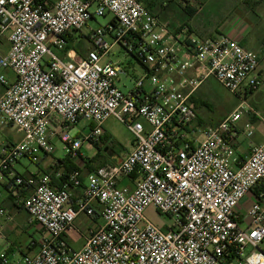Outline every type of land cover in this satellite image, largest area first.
Returning a JSON list of instances; mask_svg holds the SVG:
<instances>
[{
	"label": "built area",
	"instance_id": "1",
	"mask_svg": "<svg viewBox=\"0 0 264 264\" xmlns=\"http://www.w3.org/2000/svg\"><path fill=\"white\" fill-rule=\"evenodd\" d=\"M106 15L86 36L87 49L70 45L68 34ZM113 47L142 69L127 93L118 87L121 64L103 62ZM258 66L237 39L200 38L187 24L173 29L137 0H0V126L20 135L0 154V183L13 181L15 203L41 230L22 264H264V146L240 158L232 145L252 136L249 123L237 124L257 114L244 95L261 86ZM208 78L240 100L215 126L200 125L191 102ZM111 117L126 125L132 149L83 173L81 147L100 143ZM83 121L90 131L71 137ZM56 139L76 166L59 186L48 174L14 172L22 158L51 156ZM74 188L80 196L69 205ZM92 203L103 224L74 249L64 236L78 213L93 214ZM149 206L174 226L149 222ZM1 217L8 219L3 208ZM0 264H8L5 252Z\"/></svg>",
	"mask_w": 264,
	"mask_h": 264
},
{
	"label": "rangeland",
	"instance_id": "2",
	"mask_svg": "<svg viewBox=\"0 0 264 264\" xmlns=\"http://www.w3.org/2000/svg\"><path fill=\"white\" fill-rule=\"evenodd\" d=\"M158 2L164 0H156ZM180 0H176L178 3ZM235 1V0H233ZM230 0H210L207 3L206 10H204L199 16L194 20H189L190 18L186 16H181V18H175L176 23H184L189 21L193 26H198L203 32L213 33L214 35H227L230 29H238L242 32L247 33L246 39L244 40V48L247 47L255 52L259 57L264 55L262 50L264 49L261 45L264 44V10L261 8H253L248 3L252 0H244L242 4H235ZM254 1V0H253ZM256 1V0H255ZM179 9L178 7H176ZM111 15H106L105 17L96 18L88 22L87 26L84 27L80 32L74 33V40L70 45L82 52L89 47L87 37L90 34V30H96L101 26H105ZM183 25V24H182ZM81 38H79V36ZM248 41V42H247ZM247 45V47H246ZM264 46V45H263ZM111 60L121 64L124 69L125 74L121 75V82L118 83L119 89L123 93H127L129 89L133 87L135 77L141 74V66L121 50L119 47H113L110 55L103 62ZM264 69V68H263ZM8 76H11L9 72H4ZM124 84V85H123ZM261 99L264 100V86L261 88ZM204 97L207 99L208 106H203L201 108L202 114L211 117L219 118L221 115H228L236 107L237 100L229 91L224 89L219 83H217L213 78H210L205 84V90L203 91ZM248 104V103H247ZM251 106H253L251 104ZM235 107V108H234ZM255 107V106H253ZM260 118L255 124H252L253 132L255 133L256 140H262L264 137V104L259 108ZM200 114V113H199ZM247 115L243 114L240 119L245 120ZM137 121L147 126L146 122L142 118H137ZM89 122H80L68 132L71 137L81 136L87 134L90 131ZM105 133L104 139L98 143L97 146L94 144L84 143L81 147V153L85 157L96 156L97 160H100L101 156H109L111 161L119 159L124 155L126 148L131 145L133 139L131 133L127 129L126 125L115 118H109L103 124ZM263 130H262V129ZM20 136L19 133L10 126L1 127L0 126V154L6 145V142L14 141V144L18 141L17 137ZM240 141L243 140V136H240ZM242 139V140H241ZM16 140V141H15ZM246 141V138H245ZM54 152L52 156L57 159L64 158V151L62 149V143L59 140H54ZM108 147H111V154L109 155ZM20 164L23 167H27L29 170H34L36 164L32 163L28 158H22ZM19 164L16 165L19 171H24ZM144 217L151 222L153 225L159 229L166 230L169 227L174 226V220L172 217L166 214H161L153 206H149L144 211ZM102 224V220H99Z\"/></svg>",
	"mask_w": 264,
	"mask_h": 264
},
{
	"label": "crops",
	"instance_id": "3",
	"mask_svg": "<svg viewBox=\"0 0 264 264\" xmlns=\"http://www.w3.org/2000/svg\"><path fill=\"white\" fill-rule=\"evenodd\" d=\"M137 1L141 2L147 8V10L151 14L158 17L159 20L169 22V24L173 29L179 28L180 26H182V24L183 25L187 24L192 30V33L200 38H208L214 35L213 33L203 32L202 30H200L198 26L191 25L189 21L180 24V23H176L177 21L175 19V18H181V16L183 15L190 18L189 20H194L204 10H206L207 3L210 0H180L178 3L176 2V0H164L161 2H158L156 0H137ZM220 1L222 3L223 0ZM243 1L244 0H235L233 2L235 4H242ZM246 3L253 8L263 7V9L262 8L261 9L262 11L264 10V0H256V1L252 0L251 3L248 2ZM176 7H178L179 9H177ZM227 35L237 39L240 42V44L244 45V40L246 39L247 33L232 28L229 30ZM261 46L264 48L263 44ZM247 49L249 48L247 47ZM262 53H264V49L262 50ZM258 58H259L258 73L261 77V86L258 91L252 94L244 95V99L246 103H248V105L257 112V114L256 115L246 114L247 118L245 120H240L237 124V127L239 129H242L246 123H249L250 126L252 124L257 123L260 118L259 108L264 104V100L260 101L262 97L261 88L264 86V69H263L264 55H262L261 57L258 56ZM6 76L9 79H13L12 74L11 76H8L6 74ZM209 79L210 78H208L205 82L201 84V86L197 89L191 100L192 104L197 110V122L203 126H215L219 122H221L224 117L227 116V115H221V117L219 118H211L205 115L204 113L202 114L201 108L203 106L205 107L208 106V104L206 103L207 99L204 97L203 91L205 90V84ZM234 97L237 100V104L235 105L236 107L239 104L240 100L236 95H234ZM251 104L255 107L251 106ZM251 130H252V136L250 138H247L244 135H238L235 138V140L232 141L234 150L240 158L248 157L249 154L251 153L252 146L258 144H262L264 146V137L262 140H256L254 137L255 133L253 132L252 127ZM103 131L104 134H106L104 127H103ZM240 136L244 137L243 140L241 139L242 141H240L239 138ZM19 139L20 136H18L16 140ZM12 144H14V141L6 142L5 147H8ZM132 145H133V139L131 141V145L128 148H126L124 155L127 154L132 149ZM83 158L84 160L76 162V166L82 169L83 173H85L89 170L88 169L89 165L87 164V162L91 159H96V156H92V157L83 156ZM119 159H116L114 161H118ZM60 160L61 159L54 158V156L52 155L43 156L36 164V168L34 170H29L25 166L23 167V165L20 164L19 161L14 165V172L24 176L27 175L37 176L43 174L47 169H49L51 172L56 171L55 177H57L58 175L61 174V172H64V165ZM105 160H107V158L105 157V155H103L101 156L100 160H97L95 163L91 161L90 164L93 166H101L100 164H102V162ZM18 164L22 166L21 168H23L24 171H19L18 168H16V165ZM5 184L6 182L0 183V208L6 210L8 214V219H5L4 217L0 218V222L2 223V239L0 240V252H5L8 260V264H22L21 262L22 256L32 253V250H34L35 248L34 247L35 241H37L38 237L41 236V230L39 229L38 226L31 224L29 222L28 214L25 212V210L22 208L21 205L15 203L16 198L4 190L3 187ZM123 184L130 185L131 183L129 180H124ZM54 185L56 186V184ZM80 192H81V188H74L70 190L71 196L69 200V205L75 204L76 199L80 196ZM27 193H28L27 190L22 191V195H24V197L27 196ZM91 208L93 209L92 215H87L85 212L78 213L73 223L74 230L69 231L64 236L66 241L74 249H80L83 244L84 237L88 235L90 231L96 229L97 227L103 224V223L102 224L99 223L101 217H100V207L98 206V204L92 203Z\"/></svg>",
	"mask_w": 264,
	"mask_h": 264
},
{
	"label": "trees",
	"instance_id": "4",
	"mask_svg": "<svg viewBox=\"0 0 264 264\" xmlns=\"http://www.w3.org/2000/svg\"><path fill=\"white\" fill-rule=\"evenodd\" d=\"M82 35H80L79 37H81ZM74 40V36H73V34H68V42L69 43H72V41ZM264 45V44H263ZM104 137H106V136H102L101 138H100V142L104 139ZM95 146H97L98 144H94ZM62 163H63V165H64V172H61V174L59 175V176H57V177H55L56 175V171L55 172H51L49 169H47L45 172H44V174H48L49 176H50V179H51V181H52V183H54V184H56V186H59V184L61 183V181H63V180H65V179H67V177H68V175H69V173L72 171V170H74V169H76V166L71 162V161H69L67 158H63V159H61L60 160ZM91 161H93V163H95L96 161H97V159H91V160H89L88 162H87V164L89 165V167H88V169L90 170V169H93L94 167H98V166H93V165H91L90 164V162ZM107 163H109V161L108 160H105V161H103L102 162V164H100V165H105V164H107ZM37 164V163H36ZM35 176V175H34ZM12 183H13V181L12 180H7V182H6V184L4 185V190L7 192V193H9V194H11L12 195V189H14V186L12 185ZM15 204V203H14Z\"/></svg>",
	"mask_w": 264,
	"mask_h": 264
}]
</instances>
